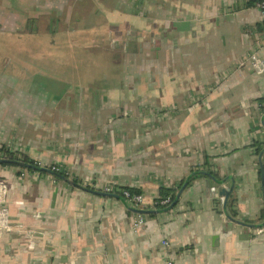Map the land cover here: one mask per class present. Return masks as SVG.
<instances>
[{"label": "crops", "instance_id": "crops-1", "mask_svg": "<svg viewBox=\"0 0 264 264\" xmlns=\"http://www.w3.org/2000/svg\"><path fill=\"white\" fill-rule=\"evenodd\" d=\"M255 1L0 0V148L158 212L135 231L116 198L0 165V264H264ZM188 178L161 212L160 190ZM225 188L228 216L251 227L224 217Z\"/></svg>", "mask_w": 264, "mask_h": 264}, {"label": "built area", "instance_id": "built-area-1", "mask_svg": "<svg viewBox=\"0 0 264 264\" xmlns=\"http://www.w3.org/2000/svg\"><path fill=\"white\" fill-rule=\"evenodd\" d=\"M254 5L260 11L261 14H264V0H256ZM248 60L250 61L253 67V70L256 73L264 72V63L262 62V60L257 58L255 55H251L248 58ZM262 112L264 114V105L262 106ZM51 170L56 173L61 171L58 168H51ZM4 191H5L4 184L2 180H0V194H2L0 196V233L10 229V223L7 217V209L5 208V206H3V195H4L3 192ZM100 191L104 193L115 194L116 190L112 186H104L103 188L100 189ZM120 195L122 196L126 204L130 206L132 209L134 210H141V209L144 210L145 209L144 197L141 193H130L128 190L123 189L120 191ZM169 202H170V198H167V199L159 201L158 205L160 207H165L169 204ZM154 205H157V203L155 202ZM144 222H145L144 215L135 214V217L132 222L133 230L135 231L139 230L144 225ZM162 245L165 246L166 243L163 242Z\"/></svg>", "mask_w": 264, "mask_h": 264}, {"label": "water", "instance_id": "water-1", "mask_svg": "<svg viewBox=\"0 0 264 264\" xmlns=\"http://www.w3.org/2000/svg\"><path fill=\"white\" fill-rule=\"evenodd\" d=\"M3 163H4V161L3 160H0V165L3 164ZM14 165H16V166H18L20 168L33 169L35 171H39V172H43V173H46V174H50L53 177L62 180L63 182H65L69 186L78 188V189H80V190H82L84 192H88V193H91V194H95L97 196L104 197V198H116V199L122 201V203L124 204V206L126 207V209L129 210L132 213L141 214V215H151V214L158 213L157 211H152V210H143V209H141V210H134L130 206H128L126 204V202L122 198L118 197L117 195L109 194V193H104V192L96 191V190H90L88 188H85V187H83V186L75 183L71 179L67 178L66 176H61V175L57 174L56 172L52 171L50 168H45V167H41V166L34 167V166H31V165H28V164H25V163H22V162H14ZM197 175L206 176L211 181H213L215 183H219L221 185V181H218V180L210 177L209 174H207L205 172H199ZM260 177H261V188L264 190V168H263L262 165H260ZM189 178L181 186V188L179 189L178 193L176 194L173 202L169 206H167L166 208H164L161 212L169 211V210H171L177 204V202H178V200L180 198V195H181L182 191L187 186V183H188ZM230 193H231V188H228V189L225 188V189H221V190L218 191V196L221 198V210H222V213L224 214V217L227 220H229V221H231V222H233V223H235L237 225H240V226H243V227H251L250 225H248L245 222H241V221L234 220V219H232V218H230L228 216L227 211H226V205H227V201H228V198L230 196Z\"/></svg>", "mask_w": 264, "mask_h": 264}, {"label": "trees", "instance_id": "trees-1", "mask_svg": "<svg viewBox=\"0 0 264 264\" xmlns=\"http://www.w3.org/2000/svg\"><path fill=\"white\" fill-rule=\"evenodd\" d=\"M262 151H263L262 147L259 144H257L255 146V149H254V153H255L256 157L257 156H262L264 154V153H262ZM0 160L4 161V163L1 164V165H5V164L14 165V162H22V163H25V164H28V165H31V166H34V167L37 166L31 160H29L27 157L21 156V155H19L17 153L9 152V151L5 150L4 148H0ZM57 174H59L61 176H65V173L63 171H59V172H57ZM196 177H197V174L194 173V175H192L191 181L194 178H196ZM56 180H57V178H56ZM125 190H128L130 193H139V191H137V190H131V189H125ZM177 190H178V188H173V189L162 188L160 190V193H159V198L156 200V203H157L156 207L162 208V207H160L158 205V202L161 201V200L167 199V198H170V200H171L169 202V204L172 203L174 198H175V195L177 193ZM117 196L122 198L120 193H118ZM229 207H230V210H231V205L229 203H227V209Z\"/></svg>", "mask_w": 264, "mask_h": 264}, {"label": "rangeland", "instance_id": "rangeland-1", "mask_svg": "<svg viewBox=\"0 0 264 264\" xmlns=\"http://www.w3.org/2000/svg\"><path fill=\"white\" fill-rule=\"evenodd\" d=\"M14 57V56H13Z\"/></svg>", "mask_w": 264, "mask_h": 264}]
</instances>
